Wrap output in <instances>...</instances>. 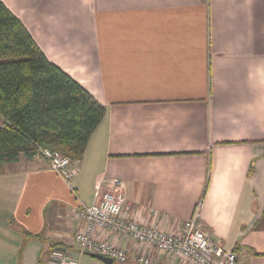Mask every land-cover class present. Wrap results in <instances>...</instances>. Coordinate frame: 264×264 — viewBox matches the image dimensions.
I'll use <instances>...</instances> for the list:
<instances>
[{"label": "crops", "instance_id": "0c3cea01", "mask_svg": "<svg viewBox=\"0 0 264 264\" xmlns=\"http://www.w3.org/2000/svg\"><path fill=\"white\" fill-rule=\"evenodd\" d=\"M2 1L106 113L69 184L38 154L0 164V264H53L57 247L107 264L75 235L81 204L113 180L128 217L175 233L199 207L236 264H264V0ZM94 236L126 249L125 264H170L116 232Z\"/></svg>", "mask_w": 264, "mask_h": 264}, {"label": "trees", "instance_id": "16d2710c", "mask_svg": "<svg viewBox=\"0 0 264 264\" xmlns=\"http://www.w3.org/2000/svg\"><path fill=\"white\" fill-rule=\"evenodd\" d=\"M105 113L102 103L49 60L0 0V164L21 154L39 155L40 147L78 161ZM24 235L25 241L34 237Z\"/></svg>", "mask_w": 264, "mask_h": 264}, {"label": "built area", "instance_id": "2783aa9c", "mask_svg": "<svg viewBox=\"0 0 264 264\" xmlns=\"http://www.w3.org/2000/svg\"><path fill=\"white\" fill-rule=\"evenodd\" d=\"M39 155L48 162L52 170L68 184L71 183L78 169L77 161L48 148L40 147ZM119 184V181L113 180L107 184L104 192L98 191L97 199L92 204H81L79 207L78 217L84 221V226L76 233L75 243L80 253L100 254L119 264L128 262L126 249L94 236L97 229L103 228L157 249L170 264L237 263L238 255L235 251L225 249L201 229L198 224L199 207L191 218L184 221L179 232H168L157 224H143L125 215L126 199L118 192ZM50 262L76 264L77 260L64 250L55 248ZM133 264H157V261L140 254L136 256Z\"/></svg>", "mask_w": 264, "mask_h": 264}, {"label": "water", "instance_id": "95a60500", "mask_svg": "<svg viewBox=\"0 0 264 264\" xmlns=\"http://www.w3.org/2000/svg\"><path fill=\"white\" fill-rule=\"evenodd\" d=\"M57 248L61 249V250H65L64 247H57ZM90 255H92L93 257H96V258L104 261L107 264H113L114 263L113 259L110 258V257H106V256H103V255H100V254H93V253H91Z\"/></svg>", "mask_w": 264, "mask_h": 264}, {"label": "rangeland", "instance_id": "374dc122", "mask_svg": "<svg viewBox=\"0 0 264 264\" xmlns=\"http://www.w3.org/2000/svg\"><path fill=\"white\" fill-rule=\"evenodd\" d=\"M42 157V156H41ZM117 263V262H116Z\"/></svg>", "mask_w": 264, "mask_h": 264}]
</instances>
